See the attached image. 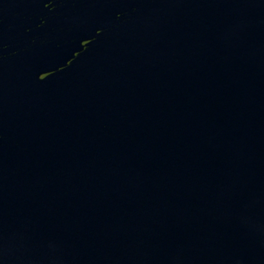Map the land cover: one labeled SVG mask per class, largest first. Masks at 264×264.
Masks as SVG:
<instances>
[{
  "label": "water",
  "instance_id": "obj_1",
  "mask_svg": "<svg viewBox=\"0 0 264 264\" xmlns=\"http://www.w3.org/2000/svg\"><path fill=\"white\" fill-rule=\"evenodd\" d=\"M0 264H264V0H0Z\"/></svg>",
  "mask_w": 264,
  "mask_h": 264
}]
</instances>
